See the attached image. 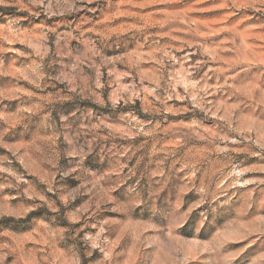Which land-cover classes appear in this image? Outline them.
Wrapping results in <instances>:
<instances>
[{
	"label": "rangeland",
	"instance_id": "rangeland-1",
	"mask_svg": "<svg viewBox=\"0 0 264 264\" xmlns=\"http://www.w3.org/2000/svg\"><path fill=\"white\" fill-rule=\"evenodd\" d=\"M0 264H264V0H0Z\"/></svg>",
	"mask_w": 264,
	"mask_h": 264
}]
</instances>
